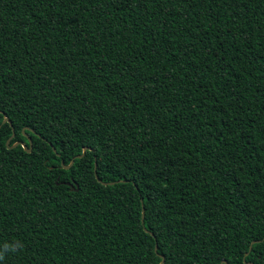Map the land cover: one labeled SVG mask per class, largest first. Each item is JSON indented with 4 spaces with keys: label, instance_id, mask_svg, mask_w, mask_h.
<instances>
[{
    "label": "trees",
    "instance_id": "trees-1",
    "mask_svg": "<svg viewBox=\"0 0 264 264\" xmlns=\"http://www.w3.org/2000/svg\"><path fill=\"white\" fill-rule=\"evenodd\" d=\"M0 109V264H264V0H0Z\"/></svg>",
    "mask_w": 264,
    "mask_h": 264
},
{
    "label": "water",
    "instance_id": "water-1",
    "mask_svg": "<svg viewBox=\"0 0 264 264\" xmlns=\"http://www.w3.org/2000/svg\"><path fill=\"white\" fill-rule=\"evenodd\" d=\"M5 121H8V122L10 123V120H9L7 117H5V118L3 119L2 122H5ZM12 130H13V128H12ZM13 136H14V132L12 131L11 136L6 140V144H7V145H9V142H10V140L12 139ZM27 139L29 140L30 148H26V144H25L24 142H21V141H16V142H14L11 146H16V145L20 144L24 149H27V151H30V150H31V140H30V137H29V136H27ZM86 149H87L86 147L83 148V150H82L83 155H84ZM53 150L55 151V148H54V147H53ZM82 153L79 154V155H77L76 157H81V156H83ZM61 163L63 164V161H61ZM72 163H73V159L70 161L69 164L64 165V167H65V168H68ZM96 164H97V163H96V161H95V163H94V171H95V169H96ZM67 184H68V185H71V184L68 183V182H67ZM75 189L77 190L78 188H75ZM143 217H144V208H143V206H142V221H143ZM259 241H261V240H260V239H259V240H254V241H252V243H254V242H259ZM157 248H158V246H157V244H155V250H157ZM161 257H162V260L160 261L159 264H162L163 261H164V256L161 255ZM223 262L226 263V261H222L220 264H222ZM249 263H251V262H249ZM251 264H252V263H251Z\"/></svg>",
    "mask_w": 264,
    "mask_h": 264
},
{
    "label": "clouds",
    "instance_id": "clouds-1",
    "mask_svg": "<svg viewBox=\"0 0 264 264\" xmlns=\"http://www.w3.org/2000/svg\"><path fill=\"white\" fill-rule=\"evenodd\" d=\"M22 245L19 244V242L16 243H8V242H3L0 243V261H3L6 257V254L8 252H15L19 248H21Z\"/></svg>",
    "mask_w": 264,
    "mask_h": 264
},
{
    "label": "snow or ice",
    "instance_id": "snow-or-ice-1",
    "mask_svg": "<svg viewBox=\"0 0 264 264\" xmlns=\"http://www.w3.org/2000/svg\"><path fill=\"white\" fill-rule=\"evenodd\" d=\"M2 116H5V113H4L3 109H0V117H2ZM0 122H2V121H0ZM82 155H83V153H82ZM164 264H167V261H164Z\"/></svg>",
    "mask_w": 264,
    "mask_h": 264
}]
</instances>
